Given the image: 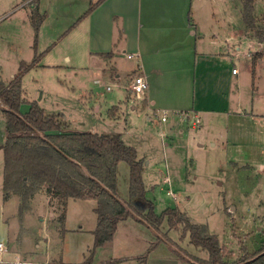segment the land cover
<instances>
[{
    "label": "rangeland",
    "instance_id": "rangeland-1",
    "mask_svg": "<svg viewBox=\"0 0 264 264\" xmlns=\"http://www.w3.org/2000/svg\"><path fill=\"white\" fill-rule=\"evenodd\" d=\"M190 1L185 0L187 9ZM11 2L15 0H0V80L6 84L19 72L21 60L33 62L36 33L42 61L66 63L64 54H74V45L80 42L76 40V29L67 33L76 24L73 11L61 8L60 13L65 15H54L41 32H36L28 18L29 6ZM69 2L56 0L59 6L79 9L80 3ZM194 6L201 30L214 29L222 38L236 35V48L231 51L234 64L231 62L229 70L236 67L239 74L227 77L225 88L229 93L232 85L234 91L241 92V101L234 103L233 110L248 112V117L238 115L228 123L226 115H218V121L209 118L205 125L202 118L201 124L194 126L193 113L185 121L171 111L168 120L162 121L161 112L154 114L145 105V97L138 99L123 86L136 74L129 75L138 68V57L104 61L105 68L116 64L120 69L123 77L118 80L83 53L72 61L79 66L76 68L30 67L22 82L27 102L21 110L28 111L31 102L36 101L46 111L62 115L71 131L120 134L144 160L143 180L155 211L160 214L177 207L191 222L215 233L224 246L225 259L234 262L264 246V169L259 166L264 162V56L255 63L252 57L264 52V42L246 26L242 0H194ZM255 14L264 25V0H255ZM191 91L190 87L189 98ZM178 94H172L175 102ZM5 125L0 105V242L5 245L0 250V264L84 261L94 244L97 200L70 198L61 221L57 197L51 198L43 187L33 198L31 209L19 214L20 197L13 195L4 200L3 195ZM233 125L235 132L254 146L227 144ZM166 175L170 182L163 181ZM116 189L121 198L129 199L130 167L126 161L118 165ZM159 229L157 232L142 219L129 215L118 223L112 240L97 248L94 261L107 263L123 258L111 264H199L191 257L209 258L206 250L191 242L188 232L183 234L182 226L170 229L164 218ZM164 233L168 240L160 238Z\"/></svg>",
    "mask_w": 264,
    "mask_h": 264
},
{
    "label": "trees",
    "instance_id": "trees-1",
    "mask_svg": "<svg viewBox=\"0 0 264 264\" xmlns=\"http://www.w3.org/2000/svg\"><path fill=\"white\" fill-rule=\"evenodd\" d=\"M101 1L93 3L84 15ZM242 4L246 25L260 42H264V25H261L255 14V0H242ZM31 17L38 32L46 15L35 9ZM103 54L112 56L113 53ZM263 56L264 52L254 54V63ZM37 62H22L19 72L8 84L0 80V103L5 107L7 134L3 148L4 200L18 195L19 214L22 215L31 209L35 195L46 187L51 198L57 197L60 203L61 221L65 219L70 198L97 200L94 244L85 260L79 263L60 260L53 264H110L120 261L116 258L107 263H97L94 256L97 248L112 240L118 223L129 215L142 219L157 232L164 218H167L170 229L182 226L183 234L188 232L191 242L209 254L208 259L191 257L199 264H264V246L250 256L234 262L227 261L224 246L220 245L215 233H208L202 225L191 222L177 207L157 213L153 201L147 197L143 180L144 160L138 157L134 146L123 141L120 134L71 131L62 115L46 111L36 101H32L30 109L23 112L21 106L27 102L22 87L23 78L26 71L36 66ZM121 161H126L130 167L128 200L121 198L116 189L117 169ZM160 238L168 240V235L164 233Z\"/></svg>",
    "mask_w": 264,
    "mask_h": 264
},
{
    "label": "crops",
    "instance_id": "crops-1",
    "mask_svg": "<svg viewBox=\"0 0 264 264\" xmlns=\"http://www.w3.org/2000/svg\"><path fill=\"white\" fill-rule=\"evenodd\" d=\"M96 1L98 0H70L80 3L78 10L59 6L56 0L47 3L41 0L11 2V5L17 3L18 6L20 4L29 6L27 13L32 25L31 16L35 9L46 15L38 32L42 31V26L54 15H65L60 13L61 8L75 14L76 24L67 32L76 29V40L80 41L73 48L74 60L72 55L64 54L63 59L66 63L57 60L42 61V56L38 58L43 51L37 47L36 33L37 38L35 36L33 44L35 47L33 58L38 60L36 66L76 68L79 66L72 64V61L76 62V55L83 53L91 57L92 63H97L96 66L104 70L105 74L120 80L123 74L117 65L111 64L112 68H105L104 61L107 59L109 63L116 62L118 58L136 54L138 57L136 64L139 66L129 75L135 71L146 75L149 88L145 94V105L149 106L154 114L172 111L176 116H183L181 113L184 110L190 113L197 111L201 119H205V125L209 118L217 120L218 115H226L228 123L237 119L238 115L247 116L248 112L233 110L234 103L238 104L241 101V92L239 94L238 91H234L232 85L229 87V93L226 90L228 88L226 78L239 74V71L232 72L234 67L229 70L232 62L231 51L236 48L234 41L236 35L222 38L214 29L201 30L194 0L190 1L189 9L185 0H102L90 13L84 15ZM32 27L35 30L34 25ZM110 51L113 53L112 56L103 54ZM22 62L26 61L21 60L20 65ZM107 70L110 72L107 73ZM125 85L123 84L124 87ZM190 87L192 94L190 93L189 98ZM180 89L184 91L181 93ZM174 93H179L176 96L178 102L171 98ZM232 127V133L226 135L227 144L254 146L253 142L235 132L234 125ZM215 144L213 142V145ZM259 166L264 169V162H260Z\"/></svg>",
    "mask_w": 264,
    "mask_h": 264
},
{
    "label": "built area",
    "instance_id": "built-area-1",
    "mask_svg": "<svg viewBox=\"0 0 264 264\" xmlns=\"http://www.w3.org/2000/svg\"><path fill=\"white\" fill-rule=\"evenodd\" d=\"M133 56H136V54L132 55V54H128V57L131 58ZM233 73H237L238 69L236 67H234L232 69ZM126 89L128 90V92L133 95L134 97L140 99V98H144L145 94L148 91L149 88V82L148 79L146 77V75L142 74V73H136L133 74V76L131 77L130 81L125 85ZM108 89H111V86H108ZM157 112H155L156 114ZM184 116L185 120H189L190 119V112H182L181 113ZM194 118L192 120L193 125L194 126H198L199 124H201V116L200 114L196 111L193 112ZM162 121H166L168 119V113L167 111H163L161 118ZM263 123H264V116L262 117ZM164 182H170V177L167 175L166 177H164L163 179ZM169 194H172L173 196H175L174 192L169 190L168 191ZM4 243L0 242V250L4 249ZM30 264H33V262H30Z\"/></svg>",
    "mask_w": 264,
    "mask_h": 264
},
{
    "label": "water",
    "instance_id": "water-1",
    "mask_svg": "<svg viewBox=\"0 0 264 264\" xmlns=\"http://www.w3.org/2000/svg\"><path fill=\"white\" fill-rule=\"evenodd\" d=\"M1 104V103H0ZM2 105V104H1ZM3 106V105H2ZM3 109H5V107L3 106Z\"/></svg>",
    "mask_w": 264,
    "mask_h": 264
}]
</instances>
